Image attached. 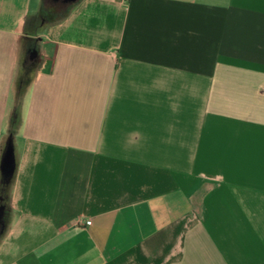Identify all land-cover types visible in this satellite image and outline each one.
I'll return each mask as SVG.
<instances>
[{
    "label": "crops",
    "instance_id": "0c3cea01",
    "mask_svg": "<svg viewBox=\"0 0 264 264\" xmlns=\"http://www.w3.org/2000/svg\"><path fill=\"white\" fill-rule=\"evenodd\" d=\"M42 1L0 0V264H264V0Z\"/></svg>",
    "mask_w": 264,
    "mask_h": 264
},
{
    "label": "trees",
    "instance_id": "16d2710c",
    "mask_svg": "<svg viewBox=\"0 0 264 264\" xmlns=\"http://www.w3.org/2000/svg\"><path fill=\"white\" fill-rule=\"evenodd\" d=\"M43 1L41 4V7H40V15L43 16L42 18L44 20L49 21L48 18L44 17V15H46V14L43 10V8H44ZM59 19H56V20H59ZM25 64H24V68L29 67V65H25ZM12 144H13L12 140L10 139V141L8 142V145L6 146L5 152L8 150L12 151V149H11ZM13 172H14V163H12V169H11L10 173H6L3 170L2 176L0 178V238L2 236L3 228H4V223H3L2 218H3L4 213L8 209L9 185H10L11 180H12Z\"/></svg>",
    "mask_w": 264,
    "mask_h": 264
},
{
    "label": "rangeland",
    "instance_id": "374dc122",
    "mask_svg": "<svg viewBox=\"0 0 264 264\" xmlns=\"http://www.w3.org/2000/svg\"><path fill=\"white\" fill-rule=\"evenodd\" d=\"M43 5H44L43 10L46 14L44 15V17L48 18L49 22H51V21H55L56 19L61 18L72 4L70 3V4H67L66 6H62L60 3H58L55 0H44ZM25 59L26 60H23L22 58L21 60L22 65L24 64V62L28 63L30 61V56H27Z\"/></svg>",
    "mask_w": 264,
    "mask_h": 264
},
{
    "label": "water",
    "instance_id": "95a60500",
    "mask_svg": "<svg viewBox=\"0 0 264 264\" xmlns=\"http://www.w3.org/2000/svg\"><path fill=\"white\" fill-rule=\"evenodd\" d=\"M12 152L10 150L6 151L5 153V157H4V161H3V170L6 173H10L11 169H12Z\"/></svg>",
    "mask_w": 264,
    "mask_h": 264
},
{
    "label": "flooded vegetation",
    "instance_id": "af4514ba",
    "mask_svg": "<svg viewBox=\"0 0 264 264\" xmlns=\"http://www.w3.org/2000/svg\"><path fill=\"white\" fill-rule=\"evenodd\" d=\"M58 3H60L62 6H66L67 4H73L74 2H76L77 0H55Z\"/></svg>",
    "mask_w": 264,
    "mask_h": 264
},
{
    "label": "built area",
    "instance_id": "2783aa9c",
    "mask_svg": "<svg viewBox=\"0 0 264 264\" xmlns=\"http://www.w3.org/2000/svg\"><path fill=\"white\" fill-rule=\"evenodd\" d=\"M127 2H128V0H124V3H127ZM85 223H86L87 225H89V224H91V220H86Z\"/></svg>",
    "mask_w": 264,
    "mask_h": 264
}]
</instances>
